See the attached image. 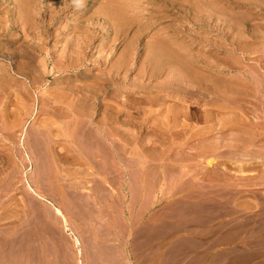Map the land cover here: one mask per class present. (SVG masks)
I'll list each match as a JSON object with an SVG mask.
<instances>
[{"label":"rangeland","instance_id":"rangeland-1","mask_svg":"<svg viewBox=\"0 0 264 264\" xmlns=\"http://www.w3.org/2000/svg\"><path fill=\"white\" fill-rule=\"evenodd\" d=\"M263 44L264 0H0V264H264V104L165 71Z\"/></svg>","mask_w":264,"mask_h":264},{"label":"bare ground","instance_id":"bare-ground-1","mask_svg":"<svg viewBox=\"0 0 264 264\" xmlns=\"http://www.w3.org/2000/svg\"><path fill=\"white\" fill-rule=\"evenodd\" d=\"M247 28V27H246ZM241 40V39H240ZM239 40V41H240ZM160 41V40H159ZM166 41V40H165ZM161 42V41H160ZM164 42V41H163ZM163 42H161V43H163ZM169 42V41H168ZM168 42H167V45H168ZM244 42V41H243ZM160 44V43H159ZM243 44H245V43H242V44H239V45H243ZM238 45V49H239V54L241 53H247L246 52V49L245 50H240V49H243V48H246V47H243V48H241L242 46H239ZM264 45V44H263ZM166 46V45H165ZM164 46V47H165ZM171 46V45H170ZM169 46V47H170ZM237 46V45H236ZM162 47V46H161ZM235 47V46H234ZM159 46L157 47L156 46V48H155V51H153V54L152 55H154L155 57L157 56L159 59L161 58V57H163V56H165L164 54L166 53V51L164 50L165 48H167V47H165V48H162L161 50H164V51H162L161 52V50L159 51ZM171 48V47H170ZM252 48V47H251ZM168 49L169 48H167V51H168ZM173 49V48H172ZM235 49H237V47L235 48ZM237 49V50H238ZM176 50V49H175ZM237 50H236V53L235 54H238L237 53ZM253 50V49H252ZM252 50H251V52H252ZM261 50V49H260ZM169 51H170V49H169ZM169 51L167 52V53H169ZM235 51V50H234ZM241 51V52H240ZM245 51V52H244ZM255 51V50H254ZM258 51V50H257ZM174 52V51H173ZM176 52V51H175ZM249 52V51H248ZM161 53H162V55H161ZM166 53V54H167ZM170 53L172 54V52L170 51ZM177 53V52H176ZM184 53V52H183ZM254 53V52H253ZM252 53V54H253ZM171 54H167L166 56L167 57H170L171 56ZM178 54V53H177ZM256 54H257V52H256ZM260 54V53H259ZM168 55H170V56H168ZM179 55V54H178ZM224 55H225V53H224ZM234 55V54H233ZM175 56V55H174ZM226 56V55H225ZM240 56V55H239ZM238 56V57H239ZM254 56H256V55H254ZM263 56H264V54H260V58H262L263 59ZM152 57V56H151ZM176 57V56H175ZM179 57H180V55H179ZM237 57V59H239ZM241 57V56H240ZM244 57V56H243ZM259 56H257V57H254V59L257 61H255L256 62V64L257 65H255L254 67H256L255 69L256 70H258L257 72H255V73H251L252 75H250L249 77H246L245 78V73L243 74V76L244 77H242V74H241V76H240V73L239 72H236L237 74H235V73H233V74H231V72L234 70V71H239V70H237L236 68L237 67H239V66H237L236 64H235V62L234 61H236L234 58H233V61H232V63L234 62V64L237 66L236 68H235V65H234V68H233V65L231 66V65H228L227 66V70L225 69V70H219V71H217V73H219L220 75L221 74H228V75H223L222 76V79H220L221 78V76L220 77H217L219 80H214V81H216V83H211L210 82V80H209V78L207 77V76H205L204 74V76H203V78H206L207 80L206 81H204V80H202L203 78H202V72L200 73V72H197L198 70L199 71H202V68L203 69H206V70H211V66L210 67H208L206 64H201V65H199L198 63H194V61H190V62H188L189 60H187V65L185 64L186 62H184L183 64H181V63H179V61L181 60H179V58L177 57V59L176 58H174L173 56L171 57V58H169L168 60H167V66H168V70H165L166 72L167 71H169V72H173L174 74H173V76H174V78H175V80H176V82H173L172 84H174V85H176V86H178V87H181V83H184V82H186L187 83V85L188 84H191V85H193V84H199V86L201 85V86H204V87H207L208 88V90H209V93L210 94H212V95H214L216 98H217V100L219 99V101L221 100L222 101V103L223 104H221V105H219L218 107H217V113H215V112H211L209 115H208V113H207V115H208V118L210 119V120H212V122L213 121H215L216 123H219L220 125H224V128H226V126H225V124L228 122H230L231 124H235L234 122H236V121H242V120H240V119H238L237 120V118H243L244 116H242V114H241V112L239 113V114H241L240 116L241 117H235V116H230L229 114H219V112H223V111H237V110H239L240 111V107H239V109L237 108V107H235V106H229L228 104H226V103H228V102H237V101H243V100H246V98L244 97V96H246V95H250L249 94V90L250 89H252L251 91H253L251 94H255V95H253L255 98H258L257 100H260V104H258L259 106L260 105H262V104H264V77H263V82L261 81V78H262V75L259 73L260 72V69H264V63H261V59L260 58H258ZM150 58V57H149ZM249 58H251V57H249ZM157 59V58H156ZM242 59V58H241ZM259 59V60H258ZM162 60V59H161ZM161 60H156V61H161ZM179 60V61H178ZM186 60V59H185ZM156 61H154V62H156ZM183 61V60H182ZM181 61V62H182ZM238 61V60H237ZM157 62V63H158ZM226 62H228L227 60H226ZM239 63L241 62V61H238ZM225 63V62H224ZM228 63H230V62H228ZM228 63H225V64H228ZM166 66V67H167ZM196 67V69H195V67ZM253 67V66H252ZM213 68V67H212ZM241 67H239L238 69H240ZM159 69V68H158ZM201 69V70H200ZM242 69V68H241ZM262 69V70H263ZM252 71V70H251ZM216 72V71H215ZM241 72V71H240ZM249 72V71H248ZM247 72V73H248ZM246 73V74H247ZM256 73H258V74H256ZM200 74V75H199ZM218 74V75H219ZM172 75V74H171ZM261 75V76H260ZM215 76V75H214ZM229 76V77H228ZM170 77V76H169ZM210 77V76H209ZM152 78V77H151ZM10 79V78H9ZM174 81V80H173ZM214 81H212V82H214ZM6 83V82H5ZM161 83V82H160ZM186 83H184V84H186ZM1 84V83H0ZM183 84V85H184ZM215 84V85H214ZM167 85V84H166ZM173 85V86H174ZM182 85V86H183ZM191 85H189V86H191ZM163 86V85H162ZM215 86H217L216 88H215ZM251 87V88H249L248 89V91H247V88L246 87ZM178 89V88H177ZM177 91H179V90H177ZM204 91V90H203ZM167 93V92H166ZM207 93V92H206ZM205 93V94H206ZM207 95V94H206ZM242 95H243V97H242ZM205 96V95H204ZM192 97V96H191ZM212 98V97H211ZM206 100V99H205ZM208 103H209V101H207ZM211 102L212 101H210V104H211ZM263 102V103H262ZM213 103V102H212ZM216 103H217V101H216ZM242 103V102H241ZM240 103V104H241ZM244 103V102H243ZM242 103V104H243ZM255 103V102H254ZM48 104V103H47ZM205 104V103H204ZM214 105H215V103H213ZM213 104H211V105H213ZM218 104V103H217ZM231 104V103H230ZM235 104V103H234ZM253 104V103H252ZM79 105V104H78ZM77 105V106H78ZM256 106V105H255ZM256 107H258V106H256ZM79 108H80V106H79ZM214 108V107H213ZM216 108V107H215ZM70 109V108H69ZM164 109V108H163ZM206 109V108H205ZM257 109V108H256ZM211 110V109H210ZM243 109H241V111H242ZM205 111V110H204ZM114 112V111H113ZM182 112V111H181ZM208 112V111H207ZM242 112H245V111H242ZM18 113V112H17ZM25 113V112H24ZM82 113V112H81ZM116 113V112H115ZM176 113H177V111H176ZM176 113H175V115H176ZM199 113V112H198ZM205 113H206V111H205ZM233 113V112H232ZM111 114V113H110ZM174 114V113H173ZM178 114V113H177ZM182 114H183V112H182ZM182 114H180L181 116H183ZM115 115V114H114ZM185 115V114H184ZM5 116V115H4ZM12 116V115H11ZM170 116V115H169ZM186 116H187V114H186ZM186 116H184V117H186ZM46 117V116H45ZM179 117V116H178ZM205 117V116H204ZM180 118V117H179ZM179 118H177V116L175 117V119L174 120H178ZM207 118V119H208ZM47 119V118H46ZM60 119V118H59ZM109 119V118H108ZM156 119V118H155ZM165 119H166V117H165ZM170 119V118H169ZM3 120V119H2ZM18 120V119H17ZM172 120V119H171ZM177 120H176V122H177ZM162 121V120H161ZM204 122V121H203ZM208 123V122H207ZM230 123H229V125H230ZM240 123V122H239ZM243 123V122H242ZM141 124V123H140ZM71 126V125H70ZM79 126V125H78ZM13 127V126H12ZM203 127V126H202ZM223 127V126H222ZM221 128V127H220ZM259 128V127H258ZM91 129V128H90ZM195 130V129H194ZM107 136V135H106ZM217 137V136H216ZM25 138V134L23 135V138H22V143L24 142V139ZM218 138V137H217ZM219 139V138H218ZM217 139V140H218ZM227 139V138H226ZM44 140V139H43ZM83 140V139H82ZM31 141V140H30ZM27 142V141H26ZM133 142V141H132ZM234 143V142H233ZM25 145V144H24ZM47 145V144H46ZM222 145V144H221ZM221 145H218V144H216L215 143V148H216V150H218L220 147H221ZM223 145H225V144H223ZM29 146V145H28ZM89 146V145H88ZM211 147H205L208 151H209V149L211 148L212 149V146H213V144H211L210 145ZM227 146V145H226ZM24 147V146H23ZM240 147V146H239ZM36 148V147H35ZM34 148V149H35ZM51 148V147H50ZM49 148V149H50ZM43 149V148H42ZM229 149H231V148H229ZM53 150V149H52ZM205 150V149H204ZM246 150V149H245ZM37 151V150H36ZM53 151H55V150H53ZM52 151V152H53ZM213 151H214V149H213ZM200 152V151H199ZM205 152H207V151H205ZM210 152V151H209ZM250 152V151H249ZM35 153V152H34ZM33 149H32V151H28L27 149H25V152H24V157H26L27 158V160H33V158H32V156H34L33 154ZM91 153V152H90ZM208 153V152H207ZM211 154H212V152H210ZM206 154V153H205ZM220 154V153H219ZM247 154V153H246ZM253 154V153H252ZM35 155H36V153H35ZM56 155V154H55ZM54 155V156H55ZM198 155V154H197ZM234 155V154H233ZM31 156V157H30ZM212 156V155H211ZM242 156H244V155H242ZM38 157V156H37ZM45 157V156H44ZM241 157V156H240ZM246 157H248V156H246ZM74 159V158H73ZM61 160V159H60ZM35 162V161H34ZM215 162H214V160H213V158H209V159H207L206 160V165L207 166H210V167H212L213 166V164H214ZM34 165V164H33ZM45 166V165H44ZM36 167V166H35ZM49 167V166H48ZM63 167V166H62ZM235 167V166H234ZM33 168V167H32ZM38 169V168H37ZM39 170H40V168H39ZM45 175V174H44ZM220 175V174H219ZM25 176H26V174H25ZM24 176V177H25ZM27 177V176H26ZM36 178V177H35ZM46 178V177H45ZM62 178V177H61ZM67 179V178H66ZM262 179V178H261ZM36 180V179H35ZM62 180V179H61ZM64 180V179H63ZM26 184H27V187L28 188H30V191L32 190L33 192H34V194L36 195L37 194V196H39V197H41V198H44V199H47V197L46 196H44L43 194H41V193H39V192H37L36 190H35V188H34V186H32L31 185V183L29 182V180L27 179V178H25V181H24ZM221 182V181H220ZM42 184V183H41ZM38 185V184H37ZM23 186V185H22ZM36 186V185H35ZM31 191V192H32ZM48 200V199H47ZM52 203V202H51ZM12 207V206H11ZM55 210H56V213H59L60 214V216H62V218H64L63 217V214H62V212H61V210L58 208V207H55ZM55 212V211H54ZM63 221H64V226H67V224H66V220L65 219H63ZM62 223V222H61ZM19 226V225H18ZM63 226V227H64ZM21 227V226H20Z\"/></svg>","mask_w":264,"mask_h":264},{"label":"clouds","instance_id":"clouds-1","mask_svg":"<svg viewBox=\"0 0 264 264\" xmlns=\"http://www.w3.org/2000/svg\"><path fill=\"white\" fill-rule=\"evenodd\" d=\"M73 5L77 9H80L83 7V0H73Z\"/></svg>","mask_w":264,"mask_h":264}]
</instances>
